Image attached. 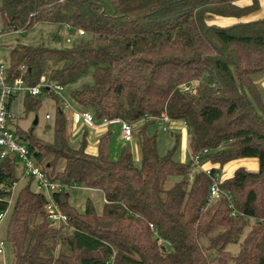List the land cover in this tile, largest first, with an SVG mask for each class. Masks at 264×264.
I'll return each instance as SVG.
<instances>
[{"label": "trees", "instance_id": "1", "mask_svg": "<svg viewBox=\"0 0 264 264\" xmlns=\"http://www.w3.org/2000/svg\"><path fill=\"white\" fill-rule=\"evenodd\" d=\"M258 8V0H0L1 34L49 22L86 36L67 48L14 45L3 58L8 79L33 85L44 75L66 86L88 75L91 82L69 91L78 109L95 121H182L190 152L188 161L173 159L175 147L158 157L146 120L132 131L138 166L126 146L109 157L110 129L90 153L88 130L72 145L68 116L50 96L57 106L49 142L31 127L11 130L47 179L63 186L52 198L66 223L50 225L32 178L11 194L19 168L11 156L0 160V211L11 196L2 237L10 264H264V102L250 78L264 70V17L245 20ZM39 103L25 95L23 112ZM241 158H255L257 168L220 177L223 194L208 201L202 169L219 173ZM70 185L100 190V212L88 200L77 211L64 190Z\"/></svg>", "mask_w": 264, "mask_h": 264}, {"label": "rangeland", "instance_id": "2", "mask_svg": "<svg viewBox=\"0 0 264 264\" xmlns=\"http://www.w3.org/2000/svg\"><path fill=\"white\" fill-rule=\"evenodd\" d=\"M86 39L85 35H79L77 30L68 27L64 24H54L49 22H38L34 24L31 28L24 31L18 32H9L0 34V59H3L8 50L16 44H22L26 46H44L49 48H67L72 45V43L83 41ZM256 83L259 88L262 90V95H264V72L257 73L254 76ZM91 82L90 76H85L78 79L76 82L65 86V98L73 108H77L69 96V91L73 88L80 87L83 83ZM39 106L31 111L23 112L22 109V98L20 96L15 97L9 106L12 118L10 120L9 127L14 126L19 127L22 130H26L31 127L32 134L43 140L49 142L52 138V122L56 110L55 99L50 96L40 95L39 96ZM63 112L68 116V120L71 123V111L65 109L59 104ZM48 115L49 118L45 119L44 116ZM36 117V124H32V121ZM81 125V121H78L77 124ZM174 123V124H173ZM142 123H138L136 127L140 126ZM167 127L166 131H163L161 127L155 121H149L146 125L145 133L148 136H154L156 143V152L158 157H163L167 151L175 147L173 153V159L178 161H188L189 159V146L188 130L183 128L181 121L174 122H165ZM83 129H87L84 127ZM110 129L113 131L110 135L108 143V155L111 159H115L118 155V152L122 146H126L130 149L133 156V163L135 166L139 165V144L138 139L135 134H132L131 140L125 142L118 139L119 125L113 123L110 126ZM88 130V129H87ZM176 130L173 136L170 135V132ZM70 140L72 145H76L79 140L77 138H71ZM89 136V134H88ZM230 166L224 171L219 172L220 177L222 175H228L230 172ZM19 175V169L16 171ZM29 179V176L19 179L14 185L13 192L15 193L19 187L24 185ZM175 177L168 178L166 185H170L175 181ZM30 189L35 190V182H30ZM64 190L68 193L69 203L79 212L83 211L85 202L88 200L96 213H99L103 204V195L100 190L87 188L80 185H70L65 187ZM5 226V219L0 224V237H3ZM162 245L164 243L162 242ZM228 249L231 252H235L238 249V245H229ZM11 257L7 249V245L3 242V253L0 254V264H10Z\"/></svg>", "mask_w": 264, "mask_h": 264}, {"label": "built area", "instance_id": "3", "mask_svg": "<svg viewBox=\"0 0 264 264\" xmlns=\"http://www.w3.org/2000/svg\"><path fill=\"white\" fill-rule=\"evenodd\" d=\"M79 35H82V31H77ZM1 34V32H0ZM65 86L57 85L53 81L46 78L44 75H40L33 85H28L22 78L8 79L5 71V63L3 59H0V160L5 159L8 156L13 157L19 168L18 180L23 177L29 176L35 182L36 189L42 192L46 198L45 211L47 220L50 225L58 226L60 223H66V217L60 212L56 201L52 198V193L60 191L63 186L58 182L50 181L41 171L39 165L36 164L32 155L28 152L26 146L19 142L13 134V131L9 127V122L12 118L9 106L11 101L20 96L23 98L27 96H54L59 101V104L65 109L71 111L72 120L74 123L81 121L82 124L92 126L94 128H103L110 124L117 123L119 125V138L125 142H129L132 137V131L138 125L146 120L155 121L163 131H166L167 127L165 122H171L166 116L161 115L158 117L146 116L135 123H129L120 119H107L102 118L99 121H95L92 113L87 110H81L73 108L65 98ZM183 90H188L187 85L182 86ZM45 119L49 116L46 114ZM182 122V121H181ZM183 128L186 130V125L182 122ZM192 162L197 166V156H190ZM210 178V185L208 187L207 199L208 201H214L218 199L223 192L219 189L218 182L220 175L218 172H211L210 169H202ZM17 180V181H18ZM16 181V182H17ZM14 182L10 188L11 194H13ZM228 198V196H226ZM7 203L4 210L0 211V224L4 220L11 203V196L5 198ZM153 235H157L156 230L149 225ZM3 253V240L0 237V254Z\"/></svg>", "mask_w": 264, "mask_h": 264}, {"label": "crops", "instance_id": "4", "mask_svg": "<svg viewBox=\"0 0 264 264\" xmlns=\"http://www.w3.org/2000/svg\"><path fill=\"white\" fill-rule=\"evenodd\" d=\"M258 4H259L258 10L256 12L250 14L248 17H246L245 20H255V19L264 17V0H258ZM211 21L218 26H228L232 22V20L225 19V18H213ZM261 72H264V70ZM256 74L251 75L250 78H251L252 82H254L257 85V87L261 93L262 100L264 102V95H262V90L259 88L258 84L256 83V80L254 79V76ZM171 122H174V121H171ZM110 126H111V124L106 126V127H103V128H94L92 126H87V125H84L82 123H81V125H79V123L78 124L74 123L73 120H71V134H72L71 138L72 137L73 138L79 137V135L83 131V128L86 127L88 129V134H89V136H88L89 143L87 146V151L90 153H93L95 150V144H96L97 138L99 137L100 134L105 132L107 129H110ZM175 132H176V130H173V132H170V135L172 136V134ZM118 139L121 140L119 138V133H118ZM229 166L231 168L229 170L230 173L226 176L222 175L221 178L229 177L231 175V173L233 172V170L237 167H243L246 170H250V171L255 170L257 168V162H256L255 158H241V159L233 160V161H230V162L226 163L225 165H223L219 169V172L220 173L224 172ZM209 167H211V165L209 163H203L202 164V168H209Z\"/></svg>", "mask_w": 264, "mask_h": 264}, {"label": "water", "instance_id": "5", "mask_svg": "<svg viewBox=\"0 0 264 264\" xmlns=\"http://www.w3.org/2000/svg\"><path fill=\"white\" fill-rule=\"evenodd\" d=\"M32 124H36V117H34L33 121H32Z\"/></svg>", "mask_w": 264, "mask_h": 264}]
</instances>
